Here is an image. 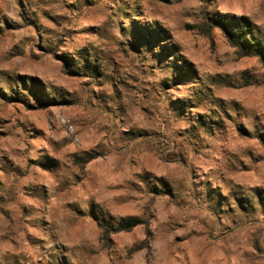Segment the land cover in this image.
Instances as JSON below:
<instances>
[{
	"label": "rangeland",
	"instance_id": "obj_1",
	"mask_svg": "<svg viewBox=\"0 0 264 264\" xmlns=\"http://www.w3.org/2000/svg\"><path fill=\"white\" fill-rule=\"evenodd\" d=\"M0 264H264V0H0Z\"/></svg>",
	"mask_w": 264,
	"mask_h": 264
},
{
	"label": "trees",
	"instance_id": "obj_2",
	"mask_svg": "<svg viewBox=\"0 0 264 264\" xmlns=\"http://www.w3.org/2000/svg\"><path fill=\"white\" fill-rule=\"evenodd\" d=\"M221 26H225L224 24H219ZM228 35V38L230 39L231 43L233 45H236L237 47H241L242 46V42L241 40L235 38L232 36V34H230V32H226ZM243 48V46H242ZM141 220L135 219V218H127V219H123L118 223V231H130L132 229H134L135 227L139 226L141 224Z\"/></svg>",
	"mask_w": 264,
	"mask_h": 264
}]
</instances>
